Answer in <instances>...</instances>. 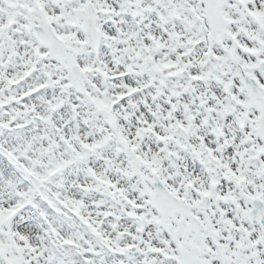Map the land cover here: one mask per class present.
Here are the masks:
<instances>
[{"label":"snow or ice","instance_id":"snow-or-ice-1","mask_svg":"<svg viewBox=\"0 0 264 264\" xmlns=\"http://www.w3.org/2000/svg\"><path fill=\"white\" fill-rule=\"evenodd\" d=\"M0 264H264V0H0Z\"/></svg>","mask_w":264,"mask_h":264}]
</instances>
